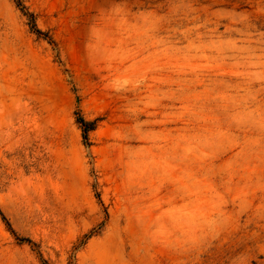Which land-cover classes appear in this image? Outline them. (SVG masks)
I'll return each instance as SVG.
<instances>
[{"label": "rangeland", "instance_id": "obj_1", "mask_svg": "<svg viewBox=\"0 0 264 264\" xmlns=\"http://www.w3.org/2000/svg\"><path fill=\"white\" fill-rule=\"evenodd\" d=\"M0 210V264H264V0H0Z\"/></svg>", "mask_w": 264, "mask_h": 264}, {"label": "trees", "instance_id": "obj_2", "mask_svg": "<svg viewBox=\"0 0 264 264\" xmlns=\"http://www.w3.org/2000/svg\"><path fill=\"white\" fill-rule=\"evenodd\" d=\"M35 31H36L37 34L42 35V32H41L40 30L35 29ZM77 122L81 125V127H82V129H83V137H84V139L86 140V139H87V132H88L89 130L92 129V127H93V122H87V121H86L84 118H82V117H79V118L77 119ZM0 215H1V217L3 218V220L6 221L5 216L3 215V213L1 212V210H0ZM6 223H7V222H6ZM7 225H9V224L7 223ZM21 241H22V240H21Z\"/></svg>", "mask_w": 264, "mask_h": 264}]
</instances>
